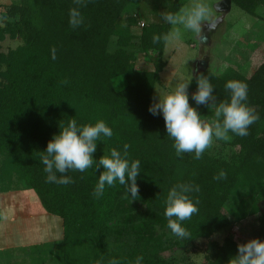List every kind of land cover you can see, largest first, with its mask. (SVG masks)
I'll list each match as a JSON object with an SVG mask.
<instances>
[{
    "label": "trees",
    "instance_id": "trees-1",
    "mask_svg": "<svg viewBox=\"0 0 264 264\" xmlns=\"http://www.w3.org/2000/svg\"><path fill=\"white\" fill-rule=\"evenodd\" d=\"M187 1L87 0L80 9L84 23L75 29L68 23L73 0L0 3V197L9 200L0 199V214L3 205L16 214L17 205L26 206L35 194L37 202L27 206L59 217L62 227L57 241L0 248V264H110L114 258L135 264L137 257L140 264H177L163 255L175 249L202 254L205 264H227L237 242L212 236L248 218L256 224L255 238L264 239V59L250 75L239 65L203 73L218 100L228 98L227 81L245 82L247 104L258 119L246 137L215 140L222 148L206 149L200 159L193 153L177 156L163 117L148 110L167 64L165 45L153 43L152 36L170 28L161 13L177 11ZM231 5L264 22V0H230ZM17 38L21 42L14 48L3 49L6 39ZM138 56L152 69H137ZM188 90H196L195 80ZM189 103L201 119L212 120L213 113L195 105L191 95ZM71 119L103 120L112 129L110 139L98 141L96 159L129 146V159L142 163L136 200L126 199L125 186L118 183L94 197L102 169L69 172L68 185L47 182L41 150L58 125ZM221 170L226 179H214ZM178 183L200 189L189 193L198 212L183 222L185 239L171 234L163 214L167 192Z\"/></svg>",
    "mask_w": 264,
    "mask_h": 264
},
{
    "label": "clouds",
    "instance_id": "clouds-1",
    "mask_svg": "<svg viewBox=\"0 0 264 264\" xmlns=\"http://www.w3.org/2000/svg\"><path fill=\"white\" fill-rule=\"evenodd\" d=\"M74 7L68 13L70 27L83 25L84 16L81 8L87 0H73ZM212 7L205 0H190V2L174 12H162L163 21L170 26L163 34H153V43H163L166 47L174 46L190 33L201 36L205 25L211 29L214 25ZM55 59V55H53ZM195 79L196 90L191 93L195 105L205 106L213 113L209 123L201 119L202 114L189 103L188 87ZM228 92L226 100H218L214 95V87L210 79L198 74L178 81L172 90L164 95L157 92L155 101L148 110L152 115H161L164 120L165 132L173 141L177 156L193 153L195 159H200L214 140L227 141L234 136L246 137L249 128L258 119V115L247 104L248 85L238 80H229L224 85ZM113 136L112 129L103 121L92 124H79L71 119L58 125V131L47 141L41 150L40 161L47 174L48 183L68 185L73 182L69 172L84 173L89 169H102L97 174L93 196L100 198L106 187L115 184L125 186L126 199L130 202L139 197L137 178L141 174L142 163L138 159H129L128 145L123 146V152L112 148L107 155L94 158L97 143ZM226 173L221 170L213 178L226 179ZM199 186L178 183L171 187L166 195L164 216L167 218V228L179 239L189 237L183 222L191 219L198 212L196 204L189 193L199 192ZM142 257H137L135 264H140ZM110 264H120L119 259H112ZM227 264H264V239L251 238L243 243H237L236 253L229 257Z\"/></svg>",
    "mask_w": 264,
    "mask_h": 264
},
{
    "label": "rangeland",
    "instance_id": "rangeland-1",
    "mask_svg": "<svg viewBox=\"0 0 264 264\" xmlns=\"http://www.w3.org/2000/svg\"><path fill=\"white\" fill-rule=\"evenodd\" d=\"M221 1L205 0L212 7L214 25L211 29L205 25L201 36L187 33L178 44L170 47L165 46L163 59L167 64L160 73V83L156 84L153 89L151 104L155 101L157 92L160 95L166 94L172 90L176 82L186 79L191 74L195 77L198 74H203L206 70L223 73L228 66L239 65L241 71L250 75L264 59V22L245 13L236 5H231L228 10H221L218 8ZM10 2L11 0H0L2 4ZM189 2L190 0L183 7ZM260 14L264 16V11H260ZM149 18L158 20L154 16H149ZM139 30V27H134L132 31L138 34ZM19 42H21L19 38L16 40L6 39L2 43V47L4 50L14 48ZM115 47V43L109 44L110 51H113ZM152 67L151 62H146L141 56H138L137 69L147 70ZM188 93L191 95L192 91L188 90ZM202 120L207 123L205 117H202ZM212 147L215 150L222 148L220 143L215 140L208 149ZM23 196L25 197V195H20L22 198ZM32 196L35 197V194ZM2 197H0L2 202L8 200ZM34 197L30 198L29 202L27 196V205L37 202ZM27 205L19 203L14 215L5 205L1 206L0 248H17L53 242L62 237L59 217L32 210ZM255 225L254 219L248 218L227 229L219 230L212 236V239L221 242L224 237L229 236L237 243H243L248 239L255 238ZM163 255L167 258H175L177 264H205L202 254L186 253L183 249L168 250Z\"/></svg>",
    "mask_w": 264,
    "mask_h": 264
},
{
    "label": "water",
    "instance_id": "water-1",
    "mask_svg": "<svg viewBox=\"0 0 264 264\" xmlns=\"http://www.w3.org/2000/svg\"><path fill=\"white\" fill-rule=\"evenodd\" d=\"M230 7V0H222L219 4H218V8L221 10H228ZM207 34V33H206ZM201 63V62H200ZM202 64V63H201Z\"/></svg>",
    "mask_w": 264,
    "mask_h": 264
},
{
    "label": "built area",
    "instance_id": "built-area-1",
    "mask_svg": "<svg viewBox=\"0 0 264 264\" xmlns=\"http://www.w3.org/2000/svg\"><path fill=\"white\" fill-rule=\"evenodd\" d=\"M142 24V23H141Z\"/></svg>",
    "mask_w": 264,
    "mask_h": 264
}]
</instances>
